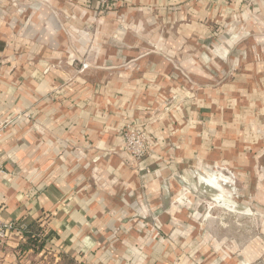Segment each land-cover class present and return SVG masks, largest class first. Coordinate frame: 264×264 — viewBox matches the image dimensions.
Segmentation results:
<instances>
[{"label": "crops", "instance_id": "1", "mask_svg": "<svg viewBox=\"0 0 264 264\" xmlns=\"http://www.w3.org/2000/svg\"><path fill=\"white\" fill-rule=\"evenodd\" d=\"M114 2L0 0V211L42 241L14 232L0 264H264V0ZM210 165L253 227L172 202Z\"/></svg>", "mask_w": 264, "mask_h": 264}, {"label": "rangeland", "instance_id": "2", "mask_svg": "<svg viewBox=\"0 0 264 264\" xmlns=\"http://www.w3.org/2000/svg\"><path fill=\"white\" fill-rule=\"evenodd\" d=\"M180 181L182 186L179 187L180 190L174 195L172 202L192 211V208H196L194 211L201 213V217L207 223L222 221L224 213L229 212L247 218L244 219L251 228L256 222V217H259L249 196L240 193L234 180L223 173L222 166H203L194 170L187 178L180 177Z\"/></svg>", "mask_w": 264, "mask_h": 264}, {"label": "built area", "instance_id": "3", "mask_svg": "<svg viewBox=\"0 0 264 264\" xmlns=\"http://www.w3.org/2000/svg\"><path fill=\"white\" fill-rule=\"evenodd\" d=\"M99 7L98 16L111 11L115 6V0H93ZM88 63L81 61V70L87 68ZM8 121L0 123V130L6 127ZM122 148L133 161L140 160L153 146V139L144 126L128 123L121 130ZM27 227L15 219L3 218L0 211V247L4 245L9 237L15 232L26 233Z\"/></svg>", "mask_w": 264, "mask_h": 264}, {"label": "trees", "instance_id": "4", "mask_svg": "<svg viewBox=\"0 0 264 264\" xmlns=\"http://www.w3.org/2000/svg\"><path fill=\"white\" fill-rule=\"evenodd\" d=\"M40 234L39 228L35 227L30 230H28L26 233H24V237H26V241L28 244L33 248L34 252L41 251L42 247V241L38 237ZM68 264H73L72 262H68Z\"/></svg>", "mask_w": 264, "mask_h": 264}]
</instances>
